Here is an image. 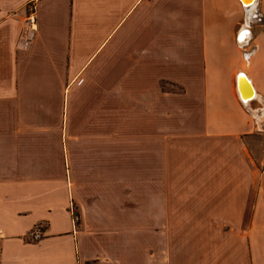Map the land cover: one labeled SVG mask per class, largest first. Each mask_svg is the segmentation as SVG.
<instances>
[{
	"label": "crops",
	"instance_id": "1",
	"mask_svg": "<svg viewBox=\"0 0 264 264\" xmlns=\"http://www.w3.org/2000/svg\"><path fill=\"white\" fill-rule=\"evenodd\" d=\"M245 2L0 0V264H264Z\"/></svg>",
	"mask_w": 264,
	"mask_h": 264
},
{
	"label": "built area",
	"instance_id": "2",
	"mask_svg": "<svg viewBox=\"0 0 264 264\" xmlns=\"http://www.w3.org/2000/svg\"><path fill=\"white\" fill-rule=\"evenodd\" d=\"M32 11H33V10L31 9V10H30V14H29L28 17H27V20L29 21V23H30L31 25L35 24V16H34V14H33ZM39 236H40V235H39L38 232L33 233V238H34V239L39 238Z\"/></svg>",
	"mask_w": 264,
	"mask_h": 264
},
{
	"label": "bare ground",
	"instance_id": "3",
	"mask_svg": "<svg viewBox=\"0 0 264 264\" xmlns=\"http://www.w3.org/2000/svg\"><path fill=\"white\" fill-rule=\"evenodd\" d=\"M246 3V2H245ZM250 3H254V0H247V3L246 4H250ZM248 86V85H247ZM248 91H249V95H251V97L253 96V92L251 91V89L248 87ZM248 98H250V97H248ZM247 98V99H248ZM75 217V216H74ZM77 218L75 217V220H76Z\"/></svg>",
	"mask_w": 264,
	"mask_h": 264
},
{
	"label": "water",
	"instance_id": "4",
	"mask_svg": "<svg viewBox=\"0 0 264 264\" xmlns=\"http://www.w3.org/2000/svg\"><path fill=\"white\" fill-rule=\"evenodd\" d=\"M240 80H241V78H239V82H241ZM239 91L241 92V89H239ZM240 94H241V93H240ZM248 97L251 98V95H249V93H245L244 95L242 94V98H243V99H245V98L247 99ZM248 99H249V98H248Z\"/></svg>",
	"mask_w": 264,
	"mask_h": 264
},
{
	"label": "rangeland",
	"instance_id": "5",
	"mask_svg": "<svg viewBox=\"0 0 264 264\" xmlns=\"http://www.w3.org/2000/svg\"><path fill=\"white\" fill-rule=\"evenodd\" d=\"M141 200H142V199H141ZM75 216H76V215H75ZM146 225H147V224L145 223V224H144L145 231H146Z\"/></svg>",
	"mask_w": 264,
	"mask_h": 264
},
{
	"label": "snow or ice",
	"instance_id": "6",
	"mask_svg": "<svg viewBox=\"0 0 264 264\" xmlns=\"http://www.w3.org/2000/svg\"><path fill=\"white\" fill-rule=\"evenodd\" d=\"M243 35H244V34H242L241 38H243Z\"/></svg>",
	"mask_w": 264,
	"mask_h": 264
},
{
	"label": "trees",
	"instance_id": "7",
	"mask_svg": "<svg viewBox=\"0 0 264 264\" xmlns=\"http://www.w3.org/2000/svg\"><path fill=\"white\" fill-rule=\"evenodd\" d=\"M77 218V216H75Z\"/></svg>",
	"mask_w": 264,
	"mask_h": 264
}]
</instances>
